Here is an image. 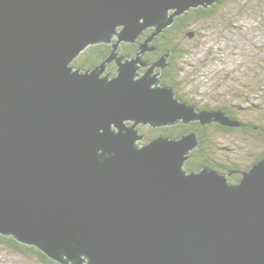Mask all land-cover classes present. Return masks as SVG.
<instances>
[{"label": "water", "instance_id": "obj_1", "mask_svg": "<svg viewBox=\"0 0 264 264\" xmlns=\"http://www.w3.org/2000/svg\"><path fill=\"white\" fill-rule=\"evenodd\" d=\"M216 1L0 0L1 235L60 264H264V157L235 183L186 168L195 133L142 144L138 127L240 123L176 97L154 72L164 62L75 65Z\"/></svg>", "mask_w": 264, "mask_h": 264}, {"label": "rangeland", "instance_id": "obj_2", "mask_svg": "<svg viewBox=\"0 0 264 264\" xmlns=\"http://www.w3.org/2000/svg\"><path fill=\"white\" fill-rule=\"evenodd\" d=\"M189 29L192 35L184 41L188 53L178 60L179 64L184 62L177 74L184 81V91L180 93L199 100L201 105L239 107L241 118L264 124V0L229 1L217 8L210 20L193 24ZM149 67L140 69L145 71ZM140 127L142 134L152 128L143 124ZM257 131L260 130L243 132L238 128L213 134L215 157L221 160L228 156L246 167L264 151L263 139ZM146 139L145 136L140 143H146ZM228 177L234 182L232 176ZM0 264L48 263L16 251L0 240Z\"/></svg>", "mask_w": 264, "mask_h": 264}, {"label": "trees", "instance_id": "obj_3", "mask_svg": "<svg viewBox=\"0 0 264 264\" xmlns=\"http://www.w3.org/2000/svg\"><path fill=\"white\" fill-rule=\"evenodd\" d=\"M233 1V0H217L213 5L209 7L199 6V7H193L189 11L185 12L184 14L180 15L175 19V21L168 26L165 29V37L167 41L164 42V47L162 50L159 51L158 55L162 52H164L166 49L170 50L173 47V43L177 42L178 46L184 47V41L187 39V37L190 36L191 30L189 29V26H193V24H197L199 22L210 20L212 17L216 15L217 8H219L221 5H225L227 2ZM150 30H154L151 28ZM164 31V30H163ZM171 38V39H170ZM179 42V43H178ZM105 48L104 44H98L89 46L86 48L81 55L78 57V59L75 61V65L78 67H82L83 69L89 68V64L92 65L101 63L105 56L109 53L110 50H107L105 53H102L103 49ZM184 51V50H183ZM183 52L177 53V58L182 56ZM176 70V74L181 70V65L178 62H175L172 66V70ZM169 79V75L167 76ZM163 83L174 87L175 85L172 82H164ZM177 95L188 102L192 103L193 106L196 107L197 110H224L226 113L228 111V114L230 117L237 122L240 123L239 126H233L229 127L226 125L221 124L220 122L211 123L208 125H202L200 123H190V125L187 124H178V125H171V126H159L160 128H150L145 132V136L147 137L149 133L156 138L161 135H173V136H182L184 133H187L189 131H196V135L199 139V143L195 149H193L190 153V156L186 162V168L189 169V171L193 170H200L204 166H210L213 168H220L223 170H226V174L229 176H232V181L239 182L242 174H237V172H233L231 175L229 173L232 169H244L247 170L249 167L258 161L259 159L264 157V151L258 153L257 156L254 157L251 163H247L246 167L243 168L242 164H239L237 166H231L228 164L227 161L232 162L233 160L230 157H225L224 160H226L227 163L221 162L219 159H217L214 155L216 144L215 140L212 139V135L217 134H223L225 132H232L236 129H241L243 132H247L249 130L253 129H259L261 134V137L263 139V148H264V124L261 123H254L251 122L245 118H241V109L236 106H219L216 105L212 107L211 105H203L200 106L199 103H196L192 101L191 99H188V97L183 96L182 93L177 92ZM227 110V111H226ZM143 130V129H141ZM186 135V134H184ZM150 137V136H148ZM228 171V172H227ZM230 179V177H229ZM0 240L5 241L9 244V246L16 251L22 252V253H28L32 256H37L41 261L46 262L48 264H60L57 261L49 258L43 251L36 248L32 245H27L18 242L14 239V237L11 236H4L0 234Z\"/></svg>", "mask_w": 264, "mask_h": 264}, {"label": "flooded vegetation", "instance_id": "obj_4", "mask_svg": "<svg viewBox=\"0 0 264 264\" xmlns=\"http://www.w3.org/2000/svg\"><path fill=\"white\" fill-rule=\"evenodd\" d=\"M150 29H147L146 31H144L138 37V39L136 41H134V42H121L116 48H114L113 44H104L105 45V48L103 49L102 53H105L107 50H110V51L105 56V58L103 59V61H105L113 52H115V53H117V57L125 56V59L124 60L129 59V58H132L131 56H134V55H140L141 58H142V60L148 63V65H145V66H149L151 64H155V63H158V62H162V63L164 62L165 63V66L164 67H162V68L160 67V69H158L159 67L157 66L154 69V72H156V73L158 72L159 73V77L161 79V84L167 85V84L163 83V81L164 82H172V83L174 82L173 84L175 86L173 88H174V90L176 92V97H178L181 101L187 102L188 104L192 105V103L188 102L187 100H185V99H183V98H181V97H179L177 95V92L184 91L183 90L184 89L183 88V85L184 84H182V82H184V81H181V79H178L175 69H174V71L172 70L173 64H175V62H178L179 59H183L184 58L183 56H185L188 53L187 49L186 48H183L180 45L178 46L177 42H174L173 43V47L170 50L166 49L164 52H162V53H160L158 55L159 51L162 50L163 47H164V42L167 41V39L165 37V34H166L165 32L166 31L164 30V31L160 32L159 34L153 35L154 30H150ZM190 35H192V33ZM116 40H117V38L114 39V41H116ZM145 41L148 43V46L149 47H152V48L147 49L145 52H142L141 51V48H140V45H141L142 42H145ZM181 52H183L182 56H180L179 58H177V53L179 54ZM103 61H101V63ZM99 64L100 63H98V64L92 63V65L89 64L90 66L87 69H83L80 66H78V67L79 68H82V70H89V69L95 68ZM118 64L119 63H118V61H117L116 58L114 60H111V61L107 62L106 68H105V71H104V74H109L111 77H114L117 74V71H118V68H119ZM182 64H184V62H181L180 63V65H182ZM142 72H144V71H142ZM168 75H169V79L167 77ZM182 95L185 96L184 94H182ZM188 99H191L192 101H194L196 103H199V100H197V99H192V98H189V97H188ZM200 106H203V105L200 104ZM202 111H205V110L204 109L203 110L202 109L201 110H197V112H202ZM226 114L230 117V115L228 114V111H227ZM216 122L217 121H212V122L203 124L201 122V119H199V120H194V121L189 122V123H185L184 121H179L176 124H172V125H178V124L179 125L180 124L190 125V123H192V124L193 123H200L202 125H208V124L216 123ZM129 124H131V122H129ZM166 126H171V125H166ZM138 127L140 129H143V127H140V125ZM150 127H152V126H150ZM162 127H165V126H162ZM152 128H160V127H152ZM188 133H195V134H197L196 131H189V132L184 133V134H188ZM148 136H150V137H148ZM148 136H147V139H146L147 142L150 141V140H152V139H154V138H156L155 136L151 135L150 133H149ZM167 136H171V137H174V138H181L182 137V136H179L178 137V136H173V135H167ZM220 161L223 162V163H227L228 162V164H230L231 166H237L238 165L234 161H233V163L232 162H229V161L226 162V160H224V159H221ZM208 167H210V166H208ZM211 168H213V167H211ZM218 170L226 173L225 172L226 170H223V169H220V168H218ZM243 171H245V170L244 169H235L234 168V169L230 170L229 173H230V175L233 172H237V174H242Z\"/></svg>", "mask_w": 264, "mask_h": 264}, {"label": "bare ground", "instance_id": "obj_5", "mask_svg": "<svg viewBox=\"0 0 264 264\" xmlns=\"http://www.w3.org/2000/svg\"><path fill=\"white\" fill-rule=\"evenodd\" d=\"M138 57H139V56H138ZM132 58H135V57L132 56Z\"/></svg>", "mask_w": 264, "mask_h": 264}, {"label": "clouds", "instance_id": "obj_6", "mask_svg": "<svg viewBox=\"0 0 264 264\" xmlns=\"http://www.w3.org/2000/svg\"><path fill=\"white\" fill-rule=\"evenodd\" d=\"M215 169V168H214Z\"/></svg>", "mask_w": 264, "mask_h": 264}]
</instances>
